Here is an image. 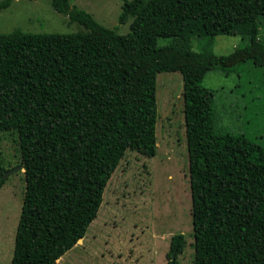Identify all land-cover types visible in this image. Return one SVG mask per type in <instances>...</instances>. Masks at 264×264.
I'll return each mask as SVG.
<instances>
[{
    "label": "trees",
    "instance_id": "obj_1",
    "mask_svg": "<svg viewBox=\"0 0 264 264\" xmlns=\"http://www.w3.org/2000/svg\"><path fill=\"white\" fill-rule=\"evenodd\" d=\"M51 2L85 31L0 34V131L17 133L26 182L12 264H57L85 237L126 153L157 155L164 72L183 78L193 264H264V149L256 155L244 136L216 131L215 93L203 85L214 71L264 67V0H122L127 35L71 0ZM220 35L248 42L217 55ZM193 37L208 38L203 52ZM7 171L0 158V190ZM184 248L174 235L167 264H181Z\"/></svg>",
    "mask_w": 264,
    "mask_h": 264
},
{
    "label": "rangeland",
    "instance_id": "obj_2",
    "mask_svg": "<svg viewBox=\"0 0 264 264\" xmlns=\"http://www.w3.org/2000/svg\"><path fill=\"white\" fill-rule=\"evenodd\" d=\"M71 2L120 35L131 32L133 19L120 22L122 0ZM17 30L71 34L85 28L72 23L68 15L56 12L51 0H14L9 8L0 10V34ZM260 38L264 41V28ZM207 40L193 37L192 50L203 52ZM247 42L239 35H220L214 38L212 49L217 55H229ZM169 43L165 39L158 41L159 46ZM203 85L215 93L216 131L244 136L250 141L251 153L259 155L257 147L264 149V67L247 63L229 77L214 71L206 75ZM157 102V155L148 157L133 150L126 153L104 190L100 210L82 242L57 264H167L171 238L176 234L185 236L179 262L194 263L193 204L181 73L158 74ZM0 158L10 172L0 191V264H12L26 189L23 171L15 170L20 165L16 132L0 131Z\"/></svg>",
    "mask_w": 264,
    "mask_h": 264
},
{
    "label": "water",
    "instance_id": "obj_3",
    "mask_svg": "<svg viewBox=\"0 0 264 264\" xmlns=\"http://www.w3.org/2000/svg\"><path fill=\"white\" fill-rule=\"evenodd\" d=\"M15 170H24L23 166L22 165H19ZM14 171V170H12ZM10 174L9 171H7L5 174H4V177H8V175ZM81 240H79L80 242Z\"/></svg>",
    "mask_w": 264,
    "mask_h": 264
},
{
    "label": "crops",
    "instance_id": "obj_4",
    "mask_svg": "<svg viewBox=\"0 0 264 264\" xmlns=\"http://www.w3.org/2000/svg\"><path fill=\"white\" fill-rule=\"evenodd\" d=\"M22 171H23V170H22ZM3 187H4V186H3ZM3 187H2V188H3ZM2 188H1V190H2ZM1 190H0V191H1Z\"/></svg>",
    "mask_w": 264,
    "mask_h": 264
},
{
    "label": "bare ground",
    "instance_id": "obj_5",
    "mask_svg": "<svg viewBox=\"0 0 264 264\" xmlns=\"http://www.w3.org/2000/svg\"><path fill=\"white\" fill-rule=\"evenodd\" d=\"M80 242H82V240Z\"/></svg>",
    "mask_w": 264,
    "mask_h": 264
}]
</instances>
